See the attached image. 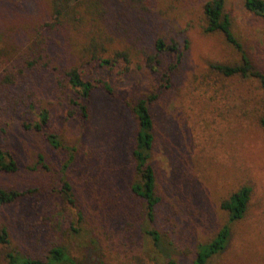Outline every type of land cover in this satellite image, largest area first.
<instances>
[{
    "label": "rangeland",
    "instance_id": "1",
    "mask_svg": "<svg viewBox=\"0 0 264 264\" xmlns=\"http://www.w3.org/2000/svg\"><path fill=\"white\" fill-rule=\"evenodd\" d=\"M153 3V11L162 20L175 18V25L184 29L188 39L171 89L162 93L152 106L159 127L155 131L157 145L151 162L157 174L156 191L162 196L163 205L169 206L165 209L167 216L162 208L153 225L162 235H170L174 244L171 257L179 264H191L193 246L212 236L226 221V215L218 207L220 200L238 185H247L250 188L247 211L241 219L231 222L225 249L211 256L206 264H264V130L251 113L245 116L241 112L242 106L247 111L251 107L258 113L264 111V94L254 78L242 81L224 78L210 67L233 64L239 54L219 34L201 32L197 0H191L185 10H180L181 1ZM51 4V0H0L4 8L0 9V50L5 53L4 58L8 55L14 59L23 53L31 43V25L49 18ZM223 5L231 20L230 29L252 67L264 72V19L244 10L241 0H223ZM4 30L14 34L9 37ZM162 59L167 64L171 57ZM98 72L110 84L112 96L94 89L92 117L86 123L80 118L63 120L66 94L70 90L60 92L56 86L51 91L44 88L35 93L36 104L51 111V125L61 142L74 144L78 149L76 163L69 172L82 211L78 233L68 231L61 235L58 228L52 229L54 215L61 205L50 191L52 175L35 170L6 177L14 186L37 189L14 204L1 207L0 223L9 227L12 245L16 241L22 243L20 246L33 255L42 253L48 243L56 242L81 262H89L96 256L103 264H167L139 230L143 222L142 204L128 192L131 161L126 141L135 125L123 104L154 90L156 78L135 67L121 75ZM30 91L34 96L35 90ZM4 124L5 118L0 117V125ZM18 128L13 123L7 126L12 140L20 143L19 160L31 165L40 142L28 135L36 143L35 148H21L24 135ZM83 130L89 131V137ZM44 153L53 167L54 161L61 157L57 152ZM23 157L29 162H24ZM4 180L3 176L1 183Z\"/></svg>",
    "mask_w": 264,
    "mask_h": 264
},
{
    "label": "trees",
    "instance_id": "2",
    "mask_svg": "<svg viewBox=\"0 0 264 264\" xmlns=\"http://www.w3.org/2000/svg\"><path fill=\"white\" fill-rule=\"evenodd\" d=\"M175 1H181L183 6L180 10H185L191 0ZM197 1L202 18L201 32L219 34L224 43L239 54L238 61L233 64H214L210 67L224 78L235 77L241 81L254 78L259 91L264 94V72L252 67L247 53L234 37L230 17L223 9V0ZM51 2L49 18L31 25V43L20 56L9 59L6 55L4 58L5 53L0 50V117L5 118V124L0 125L3 137L0 140V180L3 176L5 178L4 183L0 181V208L32 195L37 189L27 185L14 186L6 177L21 171L49 173L52 175L50 191L61 205L51 227L62 231L61 235H66L68 231L78 233L82 211L69 178L78 149L74 144L61 142L58 132L51 125V111L36 104L35 93L44 91V88L51 91L56 86L60 92L64 89L72 91L73 95L70 91L66 94L67 107L63 120L69 122L80 118L86 123L92 117L90 104L94 89H101L105 96H112L111 86L101 79L99 70L111 76L121 75L131 67L143 69L148 75L155 76L154 90L123 104L135 125L126 141L127 155L131 161L128 192L142 204L143 222H140L139 230L149 239L153 250L161 254L167 264H179L171 257L174 244L170 235H162L153 225L162 208L167 216L165 209L169 206L163 205V198L156 191L157 174L151 162L157 145L155 131L159 127L153 117L152 106L162 93L171 89L174 74L188 46L184 29L175 25V18L172 21L162 20L153 11L154 0ZM241 5L253 16L264 19V0H241ZM0 9L4 10L2 6ZM4 31L9 37L14 34L9 30ZM162 56L171 57L170 62L163 64ZM62 80L65 84L61 83ZM30 90H35L34 96ZM241 99L247 102L243 97ZM241 109L245 116L251 113L255 123L264 130V111L258 113L253 107L247 111L243 106ZM112 119L116 120L113 116ZM9 123L17 124L18 131L24 135L21 148H35L36 143L28 139V135L39 140L40 146L33 153L31 165L19 160L20 143L12 140L7 130ZM84 133H88L86 137H89V131ZM45 150L60 154L59 160L54 161V167L49 164ZM24 162H29L28 158H24ZM249 199V186L238 185L220 200L218 207L226 215V221L212 236L193 246L191 264H206L211 256L225 249L230 224L244 216ZM20 245L23 244L17 241L11 244L9 227L6 223H0V260H3V264H103L96 256L89 262L75 260L61 243H48L42 253L36 255Z\"/></svg>",
    "mask_w": 264,
    "mask_h": 264
}]
</instances>
